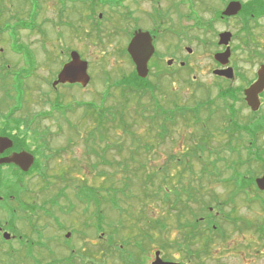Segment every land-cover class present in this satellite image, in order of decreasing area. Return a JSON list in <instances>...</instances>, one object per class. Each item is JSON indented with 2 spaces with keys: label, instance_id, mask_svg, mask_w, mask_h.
<instances>
[{
  "label": "rangeland",
  "instance_id": "rangeland-1",
  "mask_svg": "<svg viewBox=\"0 0 264 264\" xmlns=\"http://www.w3.org/2000/svg\"><path fill=\"white\" fill-rule=\"evenodd\" d=\"M32 1L0 0V135L16 137L19 144L25 141L34 150L44 149L40 152L38 167L45 165L48 169L47 176L43 177L13 175L11 180L20 181L15 187L5 179L16 193L11 195L16 217L33 218L44 233L39 241L36 236L31 237L38 242L33 248L27 243L22 253L28 258L23 259V264H37V260L38 264H69L67 260L71 256L72 264H84L86 254L93 255L96 262L123 264L119 253L106 251L105 245L110 239L117 246L127 241L133 244L148 223L157 220H162L167 227L163 233L160 229L154 232L155 243L143 255L144 264H152L156 251H161L166 261L188 264L186 256L177 250L168 246L161 250L160 244L164 241L158 240L159 236L167 242L180 239L178 212L162 201L163 193L159 197L150 196L156 186L144 187V176L167 166L170 179L165 183L173 190L188 161L193 174H183L184 185L192 182L200 186L202 182L204 189L200 194L206 199L215 196L220 202L229 201L220 213L211 209L223 231L215 237L210 249L212 255L203 258L202 264H264L263 237L254 229L237 230L225 223V216L231 212L232 216L254 225L264 224V204L248 202L249 198H257L254 191L235 195V188L229 183L233 176L229 168L232 161L238 156L244 160L249 158L251 142L247 135L243 134L242 143L233 142L240 154L228 150L230 141L236 139V123L243 126L254 122L258 125L256 143L264 151V100L261 110L254 114L241 96L240 101L223 97L212 75L216 67L214 56L223 51L218 45L219 34L230 31L235 36L231 44L235 49L236 85L246 87L255 78L264 59V31L260 20L250 45L246 42L244 21L224 22L218 13L233 0H68L65 7L60 0H42L41 6ZM242 1L249 9L251 0ZM167 5L165 32L162 19L155 26L150 18L156 13L166 15ZM247 8L239 15L243 16ZM37 14L36 30L18 28L19 17L25 19ZM161 23L156 54L149 63V87L146 92H135L123 83L135 72L126 51L129 35L138 27L156 30ZM72 51L79 52L88 62L90 84L87 87L59 85L55 89L52 83L62 65L70 60ZM258 58L261 60L257 61ZM170 60L174 61L172 65H168ZM158 107L168 109V113L177 107L181 110L168 122L163 140L158 139L162 120L152 116ZM233 108L236 114L233 123H229ZM102 116L105 122L101 121ZM103 135L105 138L100 141ZM107 145L110 146L107 148ZM146 145L148 151L143 148ZM201 145L206 148L202 150ZM210 163L216 164L219 175L210 177L204 173V167H211ZM252 170L261 176L264 167L254 164ZM155 181L157 185L163 183L160 177ZM87 187L105 191L103 195L99 193L101 198L106 197L101 206L105 216L101 232H97L96 207L86 208L76 197V193L85 192ZM109 188L120 190L118 198L126 212L108 204ZM125 190V195L131 193L135 198L127 200ZM62 191L65 195L58 199ZM4 195L0 189V196ZM171 199L174 201L175 197ZM25 204L30 209L23 213ZM191 204L200 215L199 206ZM54 215L62 228L52 220ZM3 217L0 212V218ZM187 218L192 221L189 214H184L180 222L184 223ZM18 226L23 234L30 230L25 220ZM68 232L70 238H66ZM0 260L7 264L5 258Z\"/></svg>",
  "mask_w": 264,
  "mask_h": 264
},
{
  "label": "trees",
  "instance_id": "trees-1",
  "mask_svg": "<svg viewBox=\"0 0 264 264\" xmlns=\"http://www.w3.org/2000/svg\"><path fill=\"white\" fill-rule=\"evenodd\" d=\"M84 0H81V2H83ZM242 1V0H240ZM243 2V1H242ZM33 4H38L40 6V3H38V0H33L32 1ZM244 3V2H243ZM29 6V5H28ZM259 9L261 11H264V5L260 4L259 5ZM30 7V6H29ZM247 8L246 4L244 3L243 5V11H245V9ZM39 12V11H38ZM219 14H221V11L218 12ZM36 17H38V14L36 16H28L25 19H21L19 17V20H21L18 28H26L28 30H36L35 28L38 26V20H36ZM243 18H245V13L242 16ZM16 17L14 18L13 16V21H15ZM23 22V23H22ZM16 29V28H15ZM2 30H0V33ZM16 37V34H15ZM16 41V39H15ZM7 69V67H6ZM7 74V73H6ZM124 84H127V86L132 87V89H135V92H146L147 88L149 87V82L147 79H141L137 76L136 72H134L133 76L131 77V79H126L123 81ZM240 96L241 95H237L235 98L236 101H240ZM227 98V97H226ZM244 101V100H243ZM245 103V102H244ZM91 109H93L95 111V106L91 105ZM155 110V111H154ZM152 110V112L154 111L153 115L155 118H159L162 120L161 124H160V133L158 134V139L163 140L164 138H166V133L168 132V122L173 121V117L175 116V113L179 114V112L181 113V110L177 108H175L173 111L168 113V109H162V107H158L157 109ZM184 112V111H183ZM152 116L149 117L150 121L152 119ZM103 118H101L102 122L103 119L105 118L104 116H102ZM153 117V119H154ZM262 124V123H261ZM236 139H232L229 138L230 144L228 145V150L230 153H236V146L235 144H237V141L241 142V140L243 139L244 135H247L248 140L251 142L249 145V151H248V159H242L240 158V156H238V159L233 160L232 163L229 165V168H231L232 170V177H231V182H229L230 184H232L235 188L236 194L238 193H245V194H249V191H254V194L257 198H249L248 202H251V200H254L256 202L262 203L264 204V192L259 191L256 186H255V178L258 176V174H255L254 171L252 170V167L254 164H259L262 166V168L264 167V151L258 146V144L256 143V126H258L257 124L254 125V122H250L246 125H240L236 123ZM126 131H128L127 127H125ZM234 131V133H235ZM13 138V136H10ZM92 138V137H91ZM105 137L100 136V141L103 140ZM14 139H16V137H14ZM95 139V138H94ZM93 139V140H94ZM98 139V137H97ZM88 140H90V138H88ZM235 144H234V143ZM242 143V142H241ZM110 145H107V148ZM147 147H143L145 148V150H149L148 145H146ZM121 148V147H120ZM199 148H201L202 150L204 148H206V146H199ZM204 152V151H202ZM238 154H240L239 151H237ZM94 154H97V152L95 151ZM197 158L198 154L196 155ZM171 160H175V157H171ZM102 160L107 163V159L105 156H102ZM222 160V159H220ZM132 163V162H130ZM181 163V162H180ZM178 162V164H180ZM126 164L129 166V163L126 162ZM211 164V163H210ZM188 168V171H187ZM191 164L188 161L186 163V168H184L183 172L180 174V176H178V180H177V185L176 186H172L173 190L168 188V185H166L167 183H165V181L168 179H170V175L166 172V169H168V167H161L160 169H158L157 172L153 173V174H149L144 176L146 178V181L144 182V187L148 188V186H156L154 193L150 194V196L152 197H159L162 193V198L164 200H162L165 204H171V210H176L178 212V218H179V222H178V226H179V230H181L182 234L180 239L177 240H173V241H165L162 239V237H158V240H162L164 241L163 243L160 244L161 246V250H164L166 246H168V248H172L174 250H177L178 252L182 253L183 255H185L186 260L188 262V264H190V262L192 263V261H195L196 264H202L203 262H201L203 260V258H207L209 256H211V246L215 243V237L219 236L220 233H222L223 231V227L221 224H219L217 222V218L215 215H213V211L211 209L214 210H218V212L220 213V211L222 210V206L226 205V203H229V201L226 202H220L219 199L215 196L212 197L211 200L206 199V197H204V195H201L200 193L202 192V190L204 189L203 187V183L200 182V186L197 185H193L192 182H190V184H188V186L184 185V183L182 181H184L183 179V174H185L186 172H190L193 174V169L190 170ZM138 169L137 171H140V169H142L141 167L136 168ZM214 169V171H213ZM242 169H245L246 171L242 172ZM204 173L207 172L208 175L210 177H214L215 173L217 175H219V171L218 168L216 166L215 163L211 164V167L209 166H205L203 169ZM159 173H162L163 176H160ZM65 175V174H64ZM156 177H160L162 180V184L157 185L155 178ZM127 179V178H126ZM250 180V181H249ZM4 181V179H3ZM13 187L16 186V184H18V182H20L19 180L14 179L11 180ZM64 182V181H63ZM9 185V183H8ZM65 185H63L64 187ZM254 187L251 190V187ZM11 187V186H10ZM127 187L129 188V185H127ZM83 189V188H82ZM85 192L83 191L82 193H77V198L79 201H81L82 203H84L87 206H91L94 205L97 209V224L96 226L98 227V231L97 232H101L99 231L104 223H105V216L103 214V211L101 210V206L103 204V202L106 200V197L103 196L102 198L99 196V193H104L105 191L103 189L100 190H96L93 187L90 188H85ZM13 191V189H12ZM108 192V204L111 205V207L114 209H121V212H126V209H123L119 198H118V194L120 193L119 189L116 188H109L107 190ZM127 192V190L123 191L124 196L126 197L127 200L133 199L135 198L134 195H132L130 193V195H125ZM147 192V191H146ZM13 196L16 195L15 191L12 192ZM106 194V193H105ZM65 193L59 192L57 197L62 198L64 197ZM103 195V194H102ZM234 195V196H235ZM175 197L174 201L173 199H171V197ZM19 197L17 196L14 201L16 199H18ZM185 198V200L183 199ZM105 199V200H104ZM233 200V199H232ZM53 203L56 202V200L52 201ZM232 202V201H231ZM191 203H194L195 205L199 206L200 209V215L198 214V212H194V209L190 207V205H192ZM127 204V203H126ZM53 204H51L52 206ZM55 205V204H54ZM128 208V207H127ZM24 209L26 211H22L23 213L29 211V207L25 204ZM44 209V208H43ZM46 211V209H44ZM234 212V208L232 209V213ZM33 213H37L33 212ZM46 214H48L50 216L49 213L45 212ZM184 214L186 216V214H189L192 218L189 221V219L187 218V220H184V223L180 222L182 218H184ZM13 216L16 217V214L13 212ZM53 217V216H51ZM226 218V224H228V226H234L235 229H241L242 231L244 230L243 228H248L249 230L254 229L256 233L260 234L263 239H264V224L262 225H254L250 222H248L247 220H243L240 219L238 217L232 216L231 212L229 214H227L225 216ZM31 223V227L35 228V224L32 222V220H30ZM242 224V225H241ZM242 226V227H241ZM166 225L162 220H157L154 223L149 222L148 223V227L146 229H142V233L137 235V237L134 239V243L131 244L130 242H124L123 246H117L113 240H109L108 244L105 245L106 248H108L106 251L113 253L114 251H117L119 253L118 258L121 259V261L123 262V264H144V259H143V255L147 254L148 251L151 248V245L155 243V239L154 237L156 236L154 234V232H157V229H160V231L163 233L166 229ZM161 233V235H162ZM223 236H226L223 234ZM159 243V241H157ZM127 244V246H126ZM128 246H132V249H128ZM113 250V251H111ZM115 257V256H114ZM72 258L73 256H71L67 261L69 264H72ZM84 264H107L106 261H102V262H96L97 260H95L93 258V255L88 256L87 254L84 255ZM88 261V262H87ZM38 264V261H35ZM87 262V263H86ZM58 263V262H56ZM183 264H187L184 263Z\"/></svg>",
  "mask_w": 264,
  "mask_h": 264
},
{
  "label": "flooded vegetation",
  "instance_id": "flooded-vegetation-1",
  "mask_svg": "<svg viewBox=\"0 0 264 264\" xmlns=\"http://www.w3.org/2000/svg\"><path fill=\"white\" fill-rule=\"evenodd\" d=\"M68 0H60V3L62 5V7H65L67 4ZM38 3H40V6L42 5V0H38ZM264 5V0H251L249 5V9L247 8L245 15L246 17L243 18L242 16H240L238 14L237 17L234 18H223L224 22H231V21H236L237 19L243 20L245 23V33H246V42L249 43L250 45L253 44L254 42V31L255 28L258 27V23L257 21L260 20V24H261V28L264 31V11H261L259 9V5ZM39 6V5H38ZM166 10H167V14H155V16H152L151 22L152 24H154L156 26L157 24V20L158 19H162V23L163 21L165 22V27L164 30L166 32L167 27V23H168V5L166 6ZM158 26V29L156 28V30L153 29V31L151 29L148 30H144V31H148L150 32V34L153 37V43H156V40L158 38V34L161 33V27L162 24ZM141 29L140 27L137 28ZM136 31V30H135ZM134 31V32H135ZM133 32V33H134ZM264 37V34H263ZM233 40H235V36L233 35L232 40L230 42V47H231V56L229 58V62L227 65H222L218 62L215 61L216 67H214L212 69V75L215 77V80L217 82L216 86L219 88V90L222 93L223 97H227L230 96L232 98H235L238 94L239 91H242L243 95H244V90L248 87H250L254 82H256L257 79V73L255 74V78H253V80H251L249 83L245 84L246 87H238L236 85V79L237 77V68L235 66V63L233 62V57H234V46H232L233 44ZM232 43V44H231ZM223 49V51L226 50V47H221ZM221 51V52H223ZM31 55H33L34 57V53L31 51L30 52ZM264 58V56H263ZM69 60V59H68ZM255 60V57L253 58V61ZM261 60V58H258L257 61ZM263 62L261 61L259 63V69L261 68V66L264 64V59H262ZM174 62V61H173ZM181 66H184V63H180ZM63 66V65H62ZM9 68V66H7ZM228 68H233L234 69V75L232 76V78H228L226 76H222L220 74H215L216 70H226ZM258 72V70H257ZM57 78V77H56ZM201 86H205L203 83H201ZM260 99L261 101L264 100V92L260 95ZM23 104V103H22ZM23 105H21L22 108ZM262 106H263V102H262ZM261 106V107H262ZM20 108V109H21ZM261 109V108H260ZM234 112V108L233 111ZM234 120L233 117V113H232V117L229 118V123H231ZM0 136H7L9 137L7 134L5 135H0ZM13 141V146L12 148L6 150L2 155L0 154V160L4 159V158H8L10 156H12L15 153H21V152H28L30 153L32 156H34V163L31 166L30 170L28 172H24L18 165L16 164H1L0 163V189L1 191L5 192L4 196H0V212L4 215L3 218H0V258H5L4 262H7V264H23L24 263V258H26V254L24 257V253L26 246L23 244V237L24 236H28L26 238V240H30L31 235H23V234H18L20 233V228H19V223L23 220L27 221L28 218L26 219H22V218H18L13 216V212L16 214V209H14L12 201H13V196L12 195V187H10V185H8L7 181L5 179H9V181H11V177L13 175L16 176H20L22 175V177L24 176H28V177H34V176H47V167L44 165L38 167V162L40 159V152L44 151V149H39L37 148L36 150L30 148L27 146V144L25 143V141L21 142L26 145L24 146L22 143L19 144V142L17 141V138L14 139L11 138ZM47 144V143H46ZM70 145V144H69ZM45 147V146H44ZM60 152H64V150H60ZM56 153V151H55ZM44 157V156H43ZM52 156H47L46 158H50L51 159ZM4 179V181H3ZM5 215H7L5 217ZM33 219V218H32ZM34 222V219H33ZM10 233L11 236L9 239H4V233ZM42 235V232H40V234ZM15 244H17V248L16 246H14ZM40 247V246H38ZM19 256L23 257L22 260H19ZM15 259H18L17 261ZM16 261V263H15ZM3 263V261L1 260V264Z\"/></svg>",
  "mask_w": 264,
  "mask_h": 264
},
{
  "label": "water",
  "instance_id": "water-1",
  "mask_svg": "<svg viewBox=\"0 0 264 264\" xmlns=\"http://www.w3.org/2000/svg\"><path fill=\"white\" fill-rule=\"evenodd\" d=\"M243 8V5L239 1H231L226 9L223 11V17L237 16ZM220 45L228 46L232 34L230 32H224L219 36ZM189 50V49H188ZM155 46L153 44L152 36L149 32L139 30L135 33L133 39L128 46V53L131 56L135 66L136 72L139 77L146 78L149 74V62L155 54ZM191 52V50H189ZM231 55L230 47L224 53L216 55V60L222 65H227L229 57ZM168 64H172L169 61ZM217 74L224 75L228 78H232L234 75L233 69H227L224 71H216ZM90 82V76L88 73V62L81 59L78 52L73 51L71 53V60L64 65L61 72L58 75L57 80L53 83L56 87L59 84H80L82 87H86ZM264 91V65L258 72V80L255 84L245 90L246 102L252 111L256 112L260 108L259 96ZM13 141L8 137H0V154L2 155L6 150L12 148ZM1 164H16L24 172H28L34 163V157L28 152L15 153L8 158L0 160ZM258 190L264 191V174L255 180ZM8 239L10 236L6 233L4 236ZM70 237V234L67 235ZM152 264H181L179 262L165 261L161 257V251H156L155 260Z\"/></svg>",
  "mask_w": 264,
  "mask_h": 264
}]
</instances>
